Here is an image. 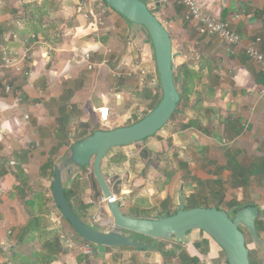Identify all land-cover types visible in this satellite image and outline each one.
I'll list each match as a JSON object with an SVG mask.
<instances>
[{
	"label": "crops",
	"instance_id": "crops-1",
	"mask_svg": "<svg viewBox=\"0 0 264 264\" xmlns=\"http://www.w3.org/2000/svg\"><path fill=\"white\" fill-rule=\"evenodd\" d=\"M97 1L0 0V67L5 59L10 62L8 68H0V264H14V255L26 254L29 247L45 255L43 247L57 237L63 253L54 254L49 264H227L221 249L201 231L188 233L183 244L163 240L146 243L152 250L91 248L75 237L54 204L50 187L53 172L44 173L41 167L60 142L56 138L60 114L68 116L64 142L72 144L71 125L78 124L77 129L83 132L79 126L87 123L84 118L92 115L99 120L98 109L102 107L118 115L116 108L127 90L139 96L145 86L152 89L157 74L145 30ZM147 1L171 37L176 54L173 67L187 66L197 74L190 94L203 103L188 110H208L209 123L203 128V119L191 114L169 135L179 169L166 175L160 190L154 185L153 170L147 178L136 181L141 189H124L128 184L124 183L125 175L130 178L129 160L138 151L135 144L113 148L107 171L119 175L123 188L118 197L111 192L122 201L121 206L127 201V209L121 207L124 212H141L137 215L141 217L151 211L157 216L178 206L179 192L184 200L196 195L197 184L212 187L220 181L225 193V188L230 190V198L225 197L230 209L233 207L228 203L237 204L241 197L245 198L238 205L258 209L256 229L264 240V179L252 175L247 185L236 186L229 168L230 163H236L244 168V175L264 162V74L244 53L245 46L258 40L257 48L264 55V0H204L206 10L240 36L241 46L234 55L218 38L201 35L197 25L185 19V8L179 2ZM84 53L88 60L81 56ZM143 65L152 70L144 72ZM24 116L29 117L28 122ZM151 138L141 142L142 149L166 157L165 141L153 142ZM63 153L59 150L56 158ZM120 156L125 158L122 163ZM104 161L101 170L106 178ZM121 165L125 172L119 171ZM202 166L210 169L208 173L202 172ZM82 170L66 179L64 190L72 208L90 223V204L80 199L92 191L82 188ZM228 180H232L229 187L224 185ZM33 223L34 233L26 236ZM87 247L90 255L85 253ZM255 254V264H264V248L255 245Z\"/></svg>",
	"mask_w": 264,
	"mask_h": 264
},
{
	"label": "water",
	"instance_id": "water-1",
	"mask_svg": "<svg viewBox=\"0 0 264 264\" xmlns=\"http://www.w3.org/2000/svg\"><path fill=\"white\" fill-rule=\"evenodd\" d=\"M102 1L130 24L144 29L147 33L152 46L161 96L156 106L139 121L112 130H97L83 141L69 146L65 156L54 165L50 184L51 196L61 217L68 222L79 238L106 248L152 250L151 244L141 243L131 235L149 238L151 243L163 240L183 244L187 241L188 233L201 231L221 249L227 264H250L244 234H248L256 246L264 248V240L260 238L256 229L260 213L254 206L240 208L233 216L215 207L185 209L182 192H179L177 211L174 214L149 219L125 214L120 202L112 201L113 194L101 170L103 159L113 148L140 143L162 130L173 116L180 96L173 80V61L176 54L173 52L171 37L155 17L154 11L148 8V1ZM151 87L154 88L155 84ZM89 165L102 198L108 200L106 208L112 217L113 226L107 232L96 230L77 217L65 195L66 179L75 171Z\"/></svg>",
	"mask_w": 264,
	"mask_h": 264
},
{
	"label": "rangeland",
	"instance_id": "rangeland-1",
	"mask_svg": "<svg viewBox=\"0 0 264 264\" xmlns=\"http://www.w3.org/2000/svg\"><path fill=\"white\" fill-rule=\"evenodd\" d=\"M99 4H102L101 0L97 1ZM103 5V4H102ZM177 66V64H176ZM143 67V71L145 72L146 70H152V67H148L147 66H142ZM150 70V71H151ZM151 84H155V87L152 89L153 93L152 96H158V99H160L161 96V92L160 89L158 87V76L157 74L154 76V78L152 79V83ZM127 90V89H126ZM137 93L135 91H131V90H127V93L125 94V96L122 98V102H121V106L116 108V111L118 113V115L115 112H111L108 118V122L106 124L101 123L97 118L93 117L92 115H87L84 119L87 122L88 125L93 126L98 128L99 130H112L114 128L117 127H124L127 126L133 122H135L138 119H141L142 117H144V115L148 112H150V105L151 100L147 99H142L139 96H136ZM114 102H116V98L113 97ZM198 101V98H192V96H190V98L188 100H182L180 105L177 107V114H175L172 119H170V121L167 123V125H165V127L160 130L159 132H157L155 135L152 136L151 140L153 142H157V141H161L164 140L166 143V147L168 148L169 153H167V156L165 157L164 153L162 154H158L155 152H149L146 149H142V144L143 143H137L135 144V149L138 151V154L134 156V158L129 160V166H128V170L129 176L130 178H126V175L124 177V183L126 185V182L128 183L126 186H124V189H141L142 187L138 186L136 181H140V179H144L147 178V173H150V170H153V172L151 173L153 175V177L155 178V182L154 185L156 187V189L160 190L162 187H164L163 182L166 178V175L168 173H170L172 170H177L179 169V160L176 158L175 155H173V152L171 151L172 149V145L170 143L169 135L174 134V132H176L175 130H177V128H179V126L181 125V122L183 121L182 119H184V117L188 118L189 115L192 114V116H194V114H198V116L200 118L203 119V128H206V123H209V121L207 122V116L210 115V113H208V110H188L189 108H191V106H194ZM203 103V102H202ZM217 112H219V110H216ZM78 124H74L71 125L70 127V136L71 138L74 140L75 138H77L78 136H80L82 133L81 130L77 129ZM83 132H87V131H83ZM147 140V139H145ZM150 139L147 140V142ZM68 150V147L63 148V155L60 156L59 158H56L57 163H59L61 161V159L65 156L66 152ZM109 154V153H108ZM182 160V159H181ZM188 161V160H186ZM182 162V161H181ZM125 163H128L125 161ZM145 164V165H143ZM188 164V163H187ZM127 166V164H126ZM108 167H109V161H108V155L107 157H105V161L103 164V170L106 176V181L111 189V191H113L115 193V196L118 197L117 195H119L120 190L123 188L120 185V180L118 179L119 175H110L108 173ZM203 168H201L203 171V173H208V171L210 170L209 168L207 169L206 166H202ZM127 168V167H126ZM144 168V169H143ZM120 172H125L124 170V166L121 165L120 168H118ZM187 173V171H184ZM92 173L91 170V165L87 166V168H84L82 171H80V175H81V183H82V188H86L87 190L89 188H91L90 183H95L93 177H90V174ZM134 173V174H133ZM136 173V176H134ZM151 175V176H152ZM186 178L189 179V175H185ZM135 177V178H134ZM132 179V180H131ZM164 179V180H163ZM129 180V181H128ZM131 180V181H130ZM134 181V182H133ZM185 181V180H183ZM232 183L231 181H227V183L225 182L224 185L229 187ZM123 185V184H122ZM213 186L211 187L210 184L208 183H202V184H197L196 186V195H194V199L195 202H202V204H205L204 202L206 201V199H210V200H215L214 202L217 201V199L213 196V191L214 190H218L221 187L215 186V184H212ZM97 190H99L98 187H96ZM224 189V188H223ZM226 190V194L225 197L226 199L230 198V190L227 188H225ZM100 192V190H99ZM155 194V193H153ZM247 194H244L243 196H245ZM156 198L157 201V197ZM240 198V197H239ZM243 198L245 197H241L239 199L238 202H240L241 200H243ZM82 202H86L85 204H90V210L88 212V219L89 220V225H91L94 229L102 231V232H107L109 231L112 226H113V221H112V217L110 215V213L108 212L107 208H106V202H104L102 200V195L100 192V195H97V197H94L93 193L91 192V195H82L81 199ZM118 202H120L121 204V200L119 198L116 199ZM238 200V198H237ZM159 201V200H158ZM157 201V202H158ZM192 201V199L190 200ZM237 202V204H239ZM161 203V202H160ZM159 203V204H160ZM122 205V204H121ZM124 209H127V201H126V205L123 207ZM222 208V210L226 211L230 216L232 213V209H230L226 204L225 201L224 203L220 206ZM121 208V209H122ZM122 211L124 212V210L122 209ZM147 212L146 214L141 215V217L144 216L145 217H152L150 219H153L154 217H156L155 213H152L151 211H145ZM124 213H129L127 210ZM132 214V213H130ZM141 212H135L133 213V217L137 218V215H140ZM54 217L58 218V215L56 213V211H54ZM137 241H140L141 243H144V239L142 237H136L135 238ZM245 239H246V246L248 248V250L251 253L252 259L254 260V258L256 259V254H255V244L252 242L251 238L248 236V234L245 233ZM222 257H224L223 253L221 255Z\"/></svg>",
	"mask_w": 264,
	"mask_h": 264
},
{
	"label": "trees",
	"instance_id": "trees-1",
	"mask_svg": "<svg viewBox=\"0 0 264 264\" xmlns=\"http://www.w3.org/2000/svg\"><path fill=\"white\" fill-rule=\"evenodd\" d=\"M102 4L107 6V4L105 2H103L101 0ZM173 73H174V84L176 86V89L179 93V96H180V101L177 105V107L180 105L181 101L182 100H188L191 96V92L193 91V88L195 86V82L194 80L197 79V74L194 70H191L189 69L187 66H177L176 68L173 69ZM153 90L154 89H151L149 86H145L140 92L138 95H140V97L142 99H149L151 100V105H150V109L152 110L156 104L158 103L159 99H158V96H152L151 93H153ZM202 103V100L199 99L197 101V103L194 105V106H191L192 108H199L200 107V104ZM150 110V111H151ZM178 110L176 108L173 116L175 114H177ZM148 113H146L145 115H147ZM144 115V116H145ZM172 116V117H173ZM171 117V119H172ZM143 118V117H142ZM141 118V119H142ZM67 120H68V116L66 114H64L63 112L60 114V117L57 121V127H58V130H57V135H56V138H58L60 140L59 144L57 147L53 148L51 151H50V157L48 158V160L44 163V165L41 167V171L42 172H46L47 170H49L51 172V175H52V172H53V168H54V165L57 163V159H56V156H58V151L65 148V147H69L71 144H69V142H64V140L66 139V134H67ZM140 119L136 120L135 122L139 121ZM133 122V123H135ZM131 123V124H133ZM129 124V125H131ZM127 125V126H129ZM191 125H194V122L191 123ZM79 128H83L85 131L87 132H82L84 134H81L80 136H78L77 138H75L73 140V143H76V142H81L83 141L84 139H86L88 136L92 135L95 131L99 130L98 128L94 127L93 126H90L88 125L87 123H83V124H80ZM233 130H235V127L233 126L232 127ZM72 143V144H73ZM125 158L124 156H120L118 158V161L120 163L124 162ZM87 168V167H85ZM229 168L232 169L233 173H232V177H233V180H234V185L238 186V185H247L248 184V179L252 176V175H256V176H259V177H262L264 179V162H261L260 165H258V167H254L252 169H247L245 172H244V175H242V172L244 170L243 167H240L239 165H237L236 163H230L229 164ZM84 169V168H83ZM241 176V180L238 178V176ZM90 177H93L92 173L90 174L89 178ZM94 179V178H93ZM95 181V180H94ZM215 184L218 186V187H221L219 188L218 190H214L213 191V196L217 199L216 202H214L215 200H210V199H206V201L204 202L205 204H202V202H195L196 199H194V194L190 195V197H186L184 199V204H185V209H191V208H195V207H204V208H208V207H215L217 209H222L220 206L224 203L225 201V191L222 187V184L220 181H217L215 182ZM90 190L92 191L94 197H97V195H100V192L99 190H97L96 187L97 184L96 182L94 183H90ZM66 192V191H65ZM66 195V198H67V201L69 202V204L72 206L71 204V200H70V196L69 194L66 192L65 193ZM192 199V201H190ZM165 203H163L164 205ZM228 205L230 207H233L232 208V213H231V216H233L234 212L240 208H243L247 205H238L236 204L235 201H230L228 203ZM85 208V207H83ZM73 209V208H72ZM74 213L76 214L77 217H79L81 220H83L85 223H87L89 225V223L87 221L84 220V217H82L80 214H78V212L73 209ZM177 211V207L172 211V212H160L155 218L153 219H156L158 216H163V217H166V216H169V215H172L174 214L175 212ZM28 213L31 215H34L32 211H29L28 210ZM127 214V213H125ZM129 215L133 216L132 214L128 213ZM137 218H144V217H137ZM37 218H35L33 221H36ZM63 221L65 222V224L71 229L73 230L70 225L68 224V222H66L64 219ZM91 226V225H90ZM35 228H36V225L35 223L33 224H30L29 225V228H28V231L26 230V232L24 233L26 236L31 235L34 233L35 231ZM74 232V230H73ZM74 235L75 237L78 238V240H80L84 245H88L90 246L91 248H98L99 246H95L93 244H90L84 240H82L81 238H79L77 236V234L74 232ZM135 237H142L144 239V243H150V239L149 238H146V237H143V236H139V235H134ZM44 251L45 252V255H40L38 254L35 250L33 251V249L31 247L27 248V253L26 254H22V253H19V254H15L14 255V260H13V263L14 264H49L51 260H53V255H58V254H61L63 253V245L61 244V240L60 238H55L53 242H48V244L46 246L43 247ZM132 249H135V248H132ZM137 250V249H135ZM249 257H250V264H255V261L252 259V256H251V253L249 252ZM6 264H9V263H6Z\"/></svg>",
	"mask_w": 264,
	"mask_h": 264
},
{
	"label": "built area",
	"instance_id": "built-area-1",
	"mask_svg": "<svg viewBox=\"0 0 264 264\" xmlns=\"http://www.w3.org/2000/svg\"><path fill=\"white\" fill-rule=\"evenodd\" d=\"M174 2H179L185 8V19L194 22L197 25L198 32L204 36H214L218 38L224 45L227 47L230 54L234 55L236 53V49L241 46V38L240 36L229 26V24L225 21L220 20L216 16L210 14L206 10V5L204 4V0H173ZM258 40L250 43L245 46L244 53L247 59L256 64L258 69L264 74V55L257 48ZM83 59L88 60V56L86 53L81 55ZM77 58V55L74 56ZM10 66V62L8 60H4L2 68H8ZM0 67V68H1ZM92 67L89 66L88 69ZM99 120L101 123L105 124L108 122L109 118V109L107 107H102L98 109ZM26 122H28L29 117L24 116ZM117 198L113 195V200ZM104 202H108V200H104ZM111 202V200L109 201ZM86 254H91V250L89 247L85 250Z\"/></svg>",
	"mask_w": 264,
	"mask_h": 264
},
{
	"label": "flooded vegetation",
	"instance_id": "flooded-vegetation-1",
	"mask_svg": "<svg viewBox=\"0 0 264 264\" xmlns=\"http://www.w3.org/2000/svg\"><path fill=\"white\" fill-rule=\"evenodd\" d=\"M134 239L136 238L134 235H131ZM244 236H245V234H244ZM245 242H246V239H245ZM250 252V251H249ZM249 260H250V257H249Z\"/></svg>",
	"mask_w": 264,
	"mask_h": 264
}]
</instances>
